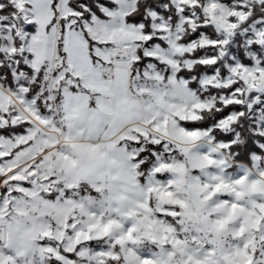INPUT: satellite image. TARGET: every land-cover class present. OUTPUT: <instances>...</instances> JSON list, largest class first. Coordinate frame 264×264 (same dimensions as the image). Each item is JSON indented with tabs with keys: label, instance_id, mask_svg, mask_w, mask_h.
<instances>
[{
	"label": "snow or ice",
	"instance_id": "obj_1",
	"mask_svg": "<svg viewBox=\"0 0 264 264\" xmlns=\"http://www.w3.org/2000/svg\"><path fill=\"white\" fill-rule=\"evenodd\" d=\"M0 264H264V0H0Z\"/></svg>",
	"mask_w": 264,
	"mask_h": 264
}]
</instances>
